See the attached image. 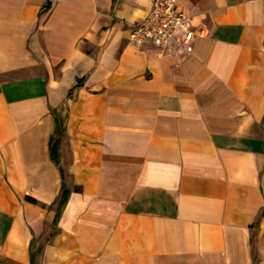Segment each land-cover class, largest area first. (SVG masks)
I'll list each match as a JSON object with an SVG mask.
<instances>
[{
    "label": "crops",
    "instance_id": "0c3cea01",
    "mask_svg": "<svg viewBox=\"0 0 264 264\" xmlns=\"http://www.w3.org/2000/svg\"><path fill=\"white\" fill-rule=\"evenodd\" d=\"M151 2L0 0V264H264V0Z\"/></svg>",
    "mask_w": 264,
    "mask_h": 264
},
{
    "label": "built area",
    "instance_id": "2783aa9c",
    "mask_svg": "<svg viewBox=\"0 0 264 264\" xmlns=\"http://www.w3.org/2000/svg\"><path fill=\"white\" fill-rule=\"evenodd\" d=\"M202 34L204 30L194 26L179 0H152L146 14L129 26L127 40L133 46L165 45L176 40L191 51L194 39Z\"/></svg>",
    "mask_w": 264,
    "mask_h": 264
},
{
    "label": "trees",
    "instance_id": "16d2710c",
    "mask_svg": "<svg viewBox=\"0 0 264 264\" xmlns=\"http://www.w3.org/2000/svg\"><path fill=\"white\" fill-rule=\"evenodd\" d=\"M78 86V84L75 86V87H77ZM74 87V88H75ZM73 88V89H74ZM73 89H71L69 92H68V96H67V98H66V100H65V102H64V107H63V109H64V111H65V113H64V116H63V121H62V128H61V131H60V134L61 135H64L65 134V116H66V114H67V109H68V103H69V100L71 99V95H72V91H73ZM59 120V119H58ZM58 120H57V125H58ZM57 130V131H58ZM53 142H52V147H51V152H52V156L54 155L53 153H54V149H55V146H57V143H58V141H59V138H56V139H53L52 140ZM63 175V178H64V180H65V175L64 174H62ZM67 195H68V190H66L65 189V183L63 184V190H62V193H61V197H60V200H59V204H58V213H59V210L61 209V207L64 205V203H65V201H66V198H67ZM27 199L28 200H30V201H32V202H34V203H37V200L36 199H34V198H32V197H27Z\"/></svg>",
    "mask_w": 264,
    "mask_h": 264
}]
</instances>
